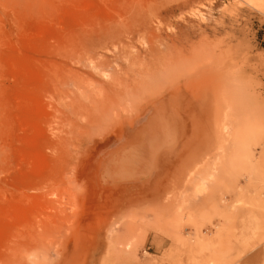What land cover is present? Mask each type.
I'll return each mask as SVG.
<instances>
[{
    "label": "rangeland",
    "instance_id": "1",
    "mask_svg": "<svg viewBox=\"0 0 264 264\" xmlns=\"http://www.w3.org/2000/svg\"><path fill=\"white\" fill-rule=\"evenodd\" d=\"M263 221L264 2L0 0V264H264Z\"/></svg>",
    "mask_w": 264,
    "mask_h": 264
},
{
    "label": "bare ground",
    "instance_id": "2",
    "mask_svg": "<svg viewBox=\"0 0 264 264\" xmlns=\"http://www.w3.org/2000/svg\"><path fill=\"white\" fill-rule=\"evenodd\" d=\"M254 1H256V2H261V3H263L264 2V0H254ZM245 3V2H244ZM185 104V103H184ZM181 118V117H180ZM161 121V120H160ZM186 122V121H185ZM158 124V123H157ZM161 125V124H160ZM119 127V126H118ZM120 129V128H119ZM156 129H158V128H156ZM155 130V127L153 128V131ZM159 130V129H158ZM158 130L156 131V132H158ZM162 131V130H161ZM160 132V131H159ZM159 134V133H158ZM164 134V133H163ZM156 146V145H155ZM156 148V147H155ZM136 161V160H135ZM261 164V163H260ZM260 169V168H259ZM260 171V170H259ZM264 222V221H263ZM210 263V262H209Z\"/></svg>",
    "mask_w": 264,
    "mask_h": 264
}]
</instances>
